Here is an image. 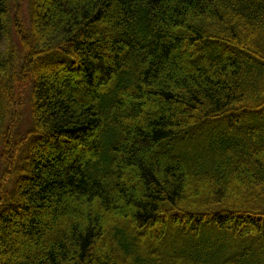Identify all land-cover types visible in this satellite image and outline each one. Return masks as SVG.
<instances>
[{
  "label": "trees",
  "instance_id": "1",
  "mask_svg": "<svg viewBox=\"0 0 264 264\" xmlns=\"http://www.w3.org/2000/svg\"><path fill=\"white\" fill-rule=\"evenodd\" d=\"M20 1L0 264H264V0Z\"/></svg>",
  "mask_w": 264,
  "mask_h": 264
},
{
  "label": "rangeland",
  "instance_id": "2",
  "mask_svg": "<svg viewBox=\"0 0 264 264\" xmlns=\"http://www.w3.org/2000/svg\"><path fill=\"white\" fill-rule=\"evenodd\" d=\"M25 2L24 1H20V5H19V10L20 12L23 14V12L26 11V8H25ZM22 110H23V115H24V120L26 121V123H28V120H29V115H28V105L25 103L24 106L22 107ZM23 124H25V122H22ZM22 125V124H21ZM24 129L23 126H21V131Z\"/></svg>",
  "mask_w": 264,
  "mask_h": 264
}]
</instances>
